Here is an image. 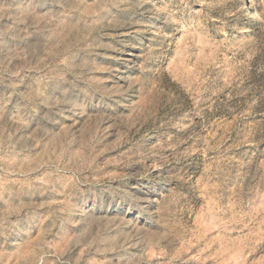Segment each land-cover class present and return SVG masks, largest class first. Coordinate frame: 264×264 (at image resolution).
Returning <instances> with one entry per match:
<instances>
[{"label":"rangeland","instance_id":"1","mask_svg":"<svg viewBox=\"0 0 264 264\" xmlns=\"http://www.w3.org/2000/svg\"><path fill=\"white\" fill-rule=\"evenodd\" d=\"M0 264H264V0H0Z\"/></svg>","mask_w":264,"mask_h":264},{"label":"bare ground","instance_id":"2","mask_svg":"<svg viewBox=\"0 0 264 264\" xmlns=\"http://www.w3.org/2000/svg\"><path fill=\"white\" fill-rule=\"evenodd\" d=\"M240 4H241L240 9H241L243 12L246 11V10H247V5H246L245 1H240ZM248 4H249V3H248ZM248 9H249V8H248ZM251 18H252L254 21L259 22L261 17H259V15H258L257 12H255V11L252 10V11H251Z\"/></svg>","mask_w":264,"mask_h":264}]
</instances>
